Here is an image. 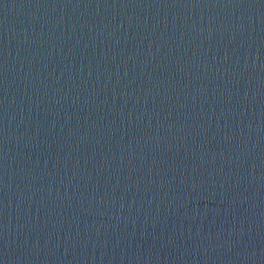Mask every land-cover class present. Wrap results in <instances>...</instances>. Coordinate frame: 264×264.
<instances>
[{"label": "water", "instance_id": "obj_1", "mask_svg": "<svg viewBox=\"0 0 264 264\" xmlns=\"http://www.w3.org/2000/svg\"><path fill=\"white\" fill-rule=\"evenodd\" d=\"M2 264H264V0H0Z\"/></svg>", "mask_w": 264, "mask_h": 264}, {"label": "snow or ice", "instance_id": "obj_2", "mask_svg": "<svg viewBox=\"0 0 264 264\" xmlns=\"http://www.w3.org/2000/svg\"><path fill=\"white\" fill-rule=\"evenodd\" d=\"M0 264H2V262H0Z\"/></svg>", "mask_w": 264, "mask_h": 264}]
</instances>
